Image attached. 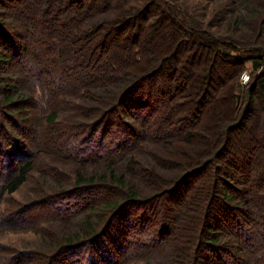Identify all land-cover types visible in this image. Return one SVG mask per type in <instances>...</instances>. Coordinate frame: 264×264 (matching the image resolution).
<instances>
[{
    "label": "trees",
    "instance_id": "obj_1",
    "mask_svg": "<svg viewBox=\"0 0 264 264\" xmlns=\"http://www.w3.org/2000/svg\"><path fill=\"white\" fill-rule=\"evenodd\" d=\"M157 1L172 10L164 1ZM138 2L139 0H0V69H3V73L0 71V117L3 109L24 104L26 108L32 105L37 107L48 102L46 108L51 114L43 112L42 115L44 125L52 129L57 123L58 110L71 104L63 103L65 101L62 99L75 97V100H82V104L71 107L78 122H71L68 129L72 128L80 133L90 127L91 134L94 135L99 128L102 130L104 126H110V121L117 126L126 125L121 120V115L115 122L114 116L119 111L127 108L130 115L133 111L150 109L154 106L155 94L170 101L172 91H166L161 86L151 85L148 87L150 93H137L135 97L133 93L143 82L153 83L161 74L170 76L173 73L175 69L169 72L166 64L169 57H163L164 52L169 49L167 44L172 40L174 32L182 35L187 27L173 24L172 30L165 31L162 35L166 40L160 37L159 42L154 39L157 36L156 30L148 36H140V31L145 29L144 21L149 15L145 14L148 10L138 6ZM132 21H135L139 33H130L124 37L122 29L130 26ZM138 21L142 23V30L137 25ZM102 31L104 32L100 33ZM211 42L215 43L214 40ZM153 61L159 65L154 72L149 73ZM258 65L259 62H249L243 67L254 74ZM177 67L181 69L183 66ZM186 70L188 73L184 79L187 80L184 82H188V88L191 87L194 94L202 89L203 94L204 86L213 75L203 73L202 67ZM190 79L194 83L188 81ZM25 86L30 88L27 98L19 96ZM36 88L39 96L34 98L32 93L36 92ZM177 88L178 92L179 87ZM242 92L240 84H236L235 102H242ZM161 93L163 95H159ZM17 95L21 98L18 101L15 100ZM256 95L264 107V80L257 83ZM224 99L221 104L231 101L233 95L232 99L226 95ZM249 100L252 101L251 97ZM158 106V112L165 113L159 120L158 127L164 121H168L167 126H170L175 121L172 103L165 104L161 101ZM254 107L255 109L249 107L244 118H241L243 114L237 117L234 108H221L220 105L211 114L214 124L203 130L205 136L198 141L206 147L213 134V143H217L218 150H208L202 156H195L196 158L192 155L185 156L188 157L187 162L182 167L176 164L173 174L167 176L169 179L166 184L170 189L163 190V184L157 182V190L153 194H163L161 198L167 199L169 203L170 197L186 180L208 168L212 174L209 175L211 179L203 180L192 191L190 189L191 196L184 206V201L177 204L182 209L175 216L177 224H174L176 230L180 231L175 233L174 243L177 247L172 251L177 262L168 264H264V123L260 124L256 119L259 111L256 112L255 104ZM204 109L200 110L201 114L197 119H201ZM13 111L16 113L15 110H6L3 114L5 120L0 121V131L3 132V127L9 142L13 137L8 135L7 129L17 125L12 119ZM144 121L148 132L144 131L143 134L132 128L137 133L134 136L138 140L152 139L165 145H170L172 141L185 144L191 142L192 133L189 131L193 130L184 129L187 123L179 124L175 129L164 127L161 131ZM39 125L43 126L38 124L37 127ZM46 128L43 126V129ZM231 133H241L243 138L228 137ZM36 134L31 137L38 143ZM55 139H48L46 146L50 148ZM234 143L235 153L229 155L231 158L225 157ZM130 153L127 150L125 155L130 156ZM116 158L121 159L119 155ZM224 158L227 159L219 165ZM191 161L196 166L184 171ZM112 164L104 168L102 174L97 172L87 179L77 175V179L79 186H90L86 183L91 181V186L94 183L102 185L103 182H109L116 187L121 197L116 200L117 203L113 201L108 206L110 216H117L115 220L111 222L110 217L107 225L99 232L91 231L90 220H86L82 224L84 229H79L71 239L64 238V244L51 255L44 257L55 244L48 245L49 252L41 254L37 259L35 252H24L5 256L0 264H55L57 259L64 260L77 247L90 246L91 254L94 249L97 254L102 251L100 247L103 248L97 246V241L103 240L107 246L112 240L113 243H119L121 238L115 236L122 237L123 229L112 223L120 222L125 210L143 200H140L139 184L135 177V160L129 157L119 169L120 173L113 170ZM30 166V162H25L19 165L13 175L6 178L0 186V197L5 193H15L25 183ZM179 172L183 174L176 179ZM96 187L97 185L92 186ZM179 241L181 244H178Z\"/></svg>",
    "mask_w": 264,
    "mask_h": 264
},
{
    "label": "rangeland",
    "instance_id": "obj_2",
    "mask_svg": "<svg viewBox=\"0 0 264 264\" xmlns=\"http://www.w3.org/2000/svg\"><path fill=\"white\" fill-rule=\"evenodd\" d=\"M162 1L172 10L157 0H139L138 6L148 10L145 14L149 15L144 21L145 29L140 31V36H148L156 30L157 36L154 39L159 42L165 31L172 30L173 24L186 26L182 35L174 32L172 40L167 44L169 49L164 52L163 57H169V61L166 62L169 72L173 68L175 70L170 76L161 74L153 83L147 81L138 85L136 87L138 92L135 91L133 97L137 93H148V87L156 85L166 91H172L173 97L170 101L155 94V103L150 109L133 111L130 115L126 111L127 108L119 111L115 114L114 120L117 123L121 115V120L126 125L117 126L110 121V126H104L102 130L99 128L94 135L91 134L90 127H86L80 133H76L72 128L68 129L71 122H78L71 107L74 104H82V100H75V97L62 99L65 101L63 103L71 104H67L63 110H58L57 123L52 129L44 125L45 120L42 115L43 112L47 115L51 114L46 108L48 102L37 107L30 105V108L29 106L26 108L24 104L1 111L0 121H4L5 111L15 110L17 114L14 111L11 114L17 125L9 126L7 129L8 135L12 136L13 140L16 139L15 141L9 142L3 127L1 128L3 132L0 131V186L7 177L15 173L19 165L30 162L31 166L25 183L15 193H5L0 197V260L7 255H20L24 252H35L37 259L41 254L49 252L48 245L55 244L56 246L44 257L49 256L64 244V238L71 239L79 229H84L82 224L86 220H90L91 231H101L111 217L108 206L121 195L109 182H103L102 185L94 183L92 186L97 185L96 188H92L91 181L86 183L90 186H79L77 175L85 179L91 178L97 172L102 174L104 168L106 169L111 163L113 170L120 173L119 169L131 157L137 164L134 172L139 184L140 200L143 202L134 203L135 205L124 211L120 222L112 223L120 225V229H123H121L122 237L115 236L121 238V241L119 240V243L116 241L115 244L112 240L109 246L103 240L97 241V246H103L100 249L105 253L100 251L95 254L96 249H94V253L91 254L90 246L77 247L70 255L64 257V260L57 259L55 264L177 262L172 253L177 247L174 243L175 233L180 232L174 225L177 224L175 216L182 211L177 204L184 201V206L193 188L203 183V180L212 178L209 176L212 175L209 173L211 169L208 168L203 173L186 180L170 197L169 203L167 199L161 198L163 194H153L157 190V182L163 184V190L170 189L171 187L166 184V180L169 179L167 176L173 174L176 164L182 167L187 162L188 157L185 156H202L208 150L209 152L218 150L217 143H213V134L206 147L198 141L205 136L203 130L214 124L211 114L220 105L221 108H234L236 116L241 117L243 114L241 118H244L247 109L249 107L255 109V104L256 112L259 111L258 116L255 117L260 124L264 123V107L256 97L257 83L264 80V0ZM137 25L141 30L143 29L141 21H138ZM149 25L153 27H147ZM122 30L124 37L130 33H139L135 21ZM212 40L215 41L214 44ZM249 62H259L258 70L254 74L243 67ZM158 65L153 61L149 73L154 72ZM177 66L183 67L178 69ZM195 67H202L203 73L213 75L204 86L203 94L202 89L194 94L191 87L188 88V82H184L187 80L184 79L185 74L188 73L186 69ZM0 71L3 73V69ZM13 80H16L15 76ZM188 81L194 83L192 79ZM236 84H240L243 89L242 102H235ZM177 87H179L178 92ZM29 90L30 88L25 86L19 96L27 98ZM35 90L32 95L37 98L39 90L38 88ZM225 95L230 96L231 99L233 95V99L221 104L225 101ZM19 96L17 95L15 100H20ZM161 101L173 105L175 121L170 126H167L168 121H164L158 127L159 120L165 114L158 112ZM202 109L204 110L201 119H197ZM144 120L149 122L147 125H153L154 129L158 128L161 131L164 127L175 129L179 124L187 123L184 129L193 130L189 131L192 133L191 142L185 144L172 141L170 145H165L152 139L138 140L134 136L137 133L132 128L143 134L144 131L148 132ZM38 124H43L44 128L47 127L46 130L40 125L37 127ZM170 131L169 129L168 132ZM241 133L235 135L231 133L232 135L228 137L243 138ZM34 134L38 136V143L31 137ZM52 137L56 139L49 148L46 143L48 139L52 140ZM235 147L236 143L225 157L231 158L229 155L235 153ZM127 150L131 151L130 156L125 155ZM118 155L121 159L116 158ZM227 158H224L219 165ZM187 165L184 171L196 166L193 161ZM181 174L183 173H177L175 178L177 179ZM81 188L83 190L80 191ZM116 217H111L112 219L109 220L112 222ZM178 244H181V241Z\"/></svg>",
    "mask_w": 264,
    "mask_h": 264
}]
</instances>
